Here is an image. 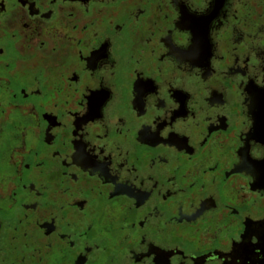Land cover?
I'll use <instances>...</instances> for the list:
<instances>
[{
    "label": "flooded vegetation",
    "instance_id": "1",
    "mask_svg": "<svg viewBox=\"0 0 264 264\" xmlns=\"http://www.w3.org/2000/svg\"><path fill=\"white\" fill-rule=\"evenodd\" d=\"M0 264H264V0H0Z\"/></svg>",
    "mask_w": 264,
    "mask_h": 264
}]
</instances>
